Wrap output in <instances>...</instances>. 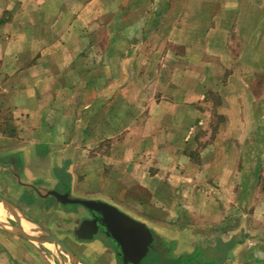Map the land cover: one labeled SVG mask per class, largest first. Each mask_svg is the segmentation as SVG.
Instances as JSON below:
<instances>
[{"label": "crops", "instance_id": "0c3cea01", "mask_svg": "<svg viewBox=\"0 0 264 264\" xmlns=\"http://www.w3.org/2000/svg\"><path fill=\"white\" fill-rule=\"evenodd\" d=\"M179 1L176 12L177 0H0L1 264H119L103 240L92 241L94 231L81 233V241L71 236L87 219L79 223L52 193L107 201L153 230L152 220L94 189L109 180V168L124 174L120 187L136 185L165 205L176 203L166 199L170 191L182 198L189 188L192 197L203 187L208 173L185 151L202 114L203 80L184 68L188 50L203 49V37L214 34L211 21L220 11L235 15L238 0ZM187 78L200 85L188 88ZM236 162L223 158L212 175L218 185L233 179ZM235 226L215 238L213 260L264 264V230L251 236ZM193 239L185 243L196 246L184 251L175 244L163 264H205L210 257Z\"/></svg>", "mask_w": 264, "mask_h": 264}, {"label": "rangeland", "instance_id": "374dc122", "mask_svg": "<svg viewBox=\"0 0 264 264\" xmlns=\"http://www.w3.org/2000/svg\"><path fill=\"white\" fill-rule=\"evenodd\" d=\"M181 3L177 0L176 12ZM210 4L211 10L216 12L215 5ZM236 6L235 15L227 10L216 14L217 18L215 16L211 21L214 34L203 37V49L188 50L192 58L187 60V67L184 68L189 78L203 80V98L197 101L198 111L201 110L202 114L194 121L197 125L189 133L190 139L185 149L192 156L194 165L198 159L201 166L203 164V171L205 169L208 173L202 177L203 187L198 188L199 191L196 190L192 197L189 196L192 194L189 188V195L182 198L170 191L166 199L176 203L165 205L160 197L154 200L147 195V190L136 185L129 183L124 188L120 187L116 181L125 176L122 172L116 174L113 168H109L111 172L107 171L109 180L105 182L102 178V185L94 187L103 190L105 198H119L127 203L120 205L128 207L131 213L152 220L157 253L173 252L175 244L182 246V251L192 248L196 244L185 243V239L193 237L201 240L199 242L203 248L200 251L210 257L205 264H218L213 260L219 261L215 254L218 249L215 238L230 235L233 222L235 227L245 229L251 236L254 233L257 236L259 229L264 230V0L246 3L238 0ZM226 7H232L231 3L225 6L228 9ZM188 83L190 89L200 85L194 79H188ZM190 89L188 95L191 94ZM248 123L252 125L250 131H236L235 127L244 128ZM217 141L223 144L214 149L212 154L215 155L211 156L209 149ZM229 141L232 143L227 145ZM217 155H220L218 159ZM228 156L236 157L237 162L230 176L233 179L221 187L212 175L222 170L223 158ZM166 157L168 159L169 156ZM73 197L92 198L81 195ZM134 198L139 203H131ZM140 203L146 204L149 209ZM64 204L74 205L72 208L80 211L85 206L79 203ZM54 215L60 217L54 220L61 219V213ZM154 220L160 225L155 224ZM71 222L65 223L66 229L72 227ZM193 232L197 234L192 235ZM238 234H241L240 230H237L235 237ZM66 238L68 242L72 241L70 235ZM154 261L155 264H162L165 258L158 256Z\"/></svg>", "mask_w": 264, "mask_h": 264}, {"label": "water", "instance_id": "95a60500", "mask_svg": "<svg viewBox=\"0 0 264 264\" xmlns=\"http://www.w3.org/2000/svg\"><path fill=\"white\" fill-rule=\"evenodd\" d=\"M52 193L63 202L83 204L98 213L100 215L98 218L92 221L85 220L82 227L95 230L98 223L101 224L107 230L109 237L119 247L123 264H141L154 239L153 230L143 221L132 217L107 201L71 197L67 193H61L57 190L52 191ZM88 224H91V227Z\"/></svg>", "mask_w": 264, "mask_h": 264}, {"label": "flooded vegetation", "instance_id": "af4514ba", "mask_svg": "<svg viewBox=\"0 0 264 264\" xmlns=\"http://www.w3.org/2000/svg\"><path fill=\"white\" fill-rule=\"evenodd\" d=\"M73 206H68L67 205L66 207H68L67 210H70L71 212H75L76 217L79 219V221H78L79 223H81L85 219H88L89 221H92L95 218H98L100 216L98 213L92 211L91 209H89L86 206H83L84 209H82V211L78 210L77 208H72ZM79 225L73 229V235L71 233V236L73 238L77 239L78 241H81V240H84V239H81L82 238V236H80L81 233L91 232L93 229L83 228L82 226L79 228ZM88 225H90V227H91V224H88ZM78 229L80 231L79 233L77 232ZM93 231H94V235H93L94 238L92 239V241H95V240L97 241V239L103 240L104 244H101V245L102 246H106V247H108L110 249H113L115 251V254H116V258H115L116 259V263L123 264V262L121 260V254H120V251H119V247L109 237V235L107 233V230L101 224L98 223L96 229L93 230ZM154 240L152 242V245L150 247V250H149L148 254L145 256V258L143 259L141 264H151V263L155 264V261L153 262V260H155V258L158 257V256H161V257L164 256L165 261L162 262V264L165 263L166 261H168V256H167L168 253H163V252L157 253L155 251L156 241H154Z\"/></svg>", "mask_w": 264, "mask_h": 264}, {"label": "bare ground", "instance_id": "6f19581e", "mask_svg": "<svg viewBox=\"0 0 264 264\" xmlns=\"http://www.w3.org/2000/svg\"><path fill=\"white\" fill-rule=\"evenodd\" d=\"M1 210L4 211L3 209H1ZM0 220H2V219H0ZM24 225H25V228H26V230L28 232H33L34 229H35V227L31 223H29V222H26V224H24Z\"/></svg>", "mask_w": 264, "mask_h": 264}]
</instances>
